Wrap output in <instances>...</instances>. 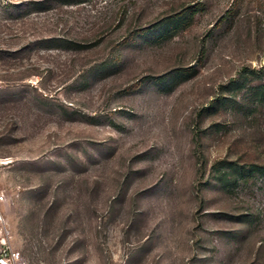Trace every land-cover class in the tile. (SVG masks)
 Masks as SVG:
<instances>
[{
  "label": "rangeland",
  "instance_id": "1",
  "mask_svg": "<svg viewBox=\"0 0 264 264\" xmlns=\"http://www.w3.org/2000/svg\"><path fill=\"white\" fill-rule=\"evenodd\" d=\"M263 84L264 0H0L27 264H264Z\"/></svg>",
  "mask_w": 264,
  "mask_h": 264
},
{
  "label": "built area",
  "instance_id": "2",
  "mask_svg": "<svg viewBox=\"0 0 264 264\" xmlns=\"http://www.w3.org/2000/svg\"><path fill=\"white\" fill-rule=\"evenodd\" d=\"M7 195L0 185V264H27L22 251L14 245L13 231L6 215Z\"/></svg>",
  "mask_w": 264,
  "mask_h": 264
},
{
  "label": "trees",
  "instance_id": "3",
  "mask_svg": "<svg viewBox=\"0 0 264 264\" xmlns=\"http://www.w3.org/2000/svg\"><path fill=\"white\" fill-rule=\"evenodd\" d=\"M44 42L46 43V47L48 48H52V47H61V46H65V47H73L74 45H82L79 42H76L73 39H69V38H63V37H57V36H50L45 38ZM236 82L235 79H232L229 83L234 84ZM262 87H264V84L262 85ZM224 98V97H222ZM229 162V166L231 167V170H233L236 175L238 173H241V171H243V169H245V165L244 164H239L235 161H228ZM222 167V165H221ZM219 168L218 171L219 173H221L220 178L225 177L227 174V170L226 168ZM250 171L254 172V171H259L262 174H264V166H261L257 163H251L249 164V169ZM225 175V176H223ZM226 178V177H225Z\"/></svg>",
  "mask_w": 264,
  "mask_h": 264
},
{
  "label": "bare ground",
  "instance_id": "4",
  "mask_svg": "<svg viewBox=\"0 0 264 264\" xmlns=\"http://www.w3.org/2000/svg\"><path fill=\"white\" fill-rule=\"evenodd\" d=\"M2 163H5L4 161Z\"/></svg>",
  "mask_w": 264,
  "mask_h": 264
}]
</instances>
